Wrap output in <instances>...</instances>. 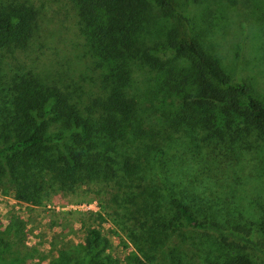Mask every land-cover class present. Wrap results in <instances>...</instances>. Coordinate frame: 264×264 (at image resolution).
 <instances>
[{"label":"trees","instance_id":"trees-1","mask_svg":"<svg viewBox=\"0 0 264 264\" xmlns=\"http://www.w3.org/2000/svg\"><path fill=\"white\" fill-rule=\"evenodd\" d=\"M70 2L102 72V93L85 107L68 91L45 86L30 74L0 79V191L8 187L18 200L39 204L56 191H72L98 180L116 183L128 191L119 206L136 224L128 239L144 263L165 262L167 250L168 264H183L182 251L167 241L190 231L212 239L211 248L196 257L201 264H264V209L256 222L243 225L233 224L224 208L213 212L212 206L205 210L194 205L162 159L163 143L192 131L223 156L234 153L235 146L251 152L260 143L264 149V102L247 84L231 80L197 37L178 35L172 28L154 43L148 40L158 13L188 27L174 0ZM36 16L27 1L0 3V50L26 45ZM158 52L172 54L183 65L166 69ZM136 66L167 70L168 86L181 93L161 135L146 130V123L138 119L139 106L131 91ZM180 77L188 84L186 90H180ZM146 166L158 190V200L151 203L141 185ZM85 242L84 251L59 252L46 264H107V259L97 258L105 239L100 240L96 230L87 231ZM29 259L23 224L12 219L0 231V264H27Z\"/></svg>","mask_w":264,"mask_h":264},{"label":"rangeland","instance_id":"rangeland-1","mask_svg":"<svg viewBox=\"0 0 264 264\" xmlns=\"http://www.w3.org/2000/svg\"><path fill=\"white\" fill-rule=\"evenodd\" d=\"M19 1H27L36 9V27L26 45L0 50L1 81L30 74L45 86L68 91L89 107L102 93V72L80 31L70 0ZM174 2L175 10L187 17L188 27L158 13L148 40L154 43L172 28L178 29V35L197 37L231 80L244 82L264 102V0ZM155 55L166 62V69L171 64L179 65L178 68L183 65V61L170 53ZM168 75L167 70L136 66L131 77V91L139 106L138 119L146 123V130L160 135L167 128L181 95L175 92L177 87L173 91L168 86ZM178 81L183 86L180 90H186V80L183 82L180 77ZM170 139L163 143L162 159L167 170L173 172L171 177L181 193L192 204L197 203L205 210V206H212L209 211L213 212L224 208L233 224L257 221L260 209H264V149L259 147L260 143L255 151H239L235 146L234 153L226 152L223 156L203 140L202 134L193 131L175 134ZM140 177L148 192L147 201L158 200L149 166L143 168ZM127 194L116 183L98 180L72 191H56L42 198L39 204H31L18 200L5 187L0 191V231L12 219L23 224L24 244L31 251L27 264H46L59 252L84 251L87 231L92 229L100 240L105 239L97 258L107 259V264H146L128 239L129 230L137 227L121 207ZM210 240L205 235L181 231L167 242L182 251L179 257L183 264L186 261L201 264L196 257L211 248ZM163 256L167 258L165 262L152 264H168L167 250Z\"/></svg>","mask_w":264,"mask_h":264}]
</instances>
